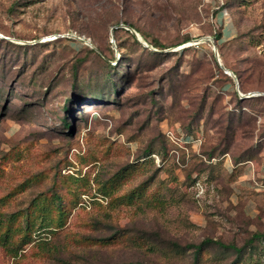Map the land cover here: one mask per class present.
I'll list each match as a JSON object with an SVG mask.
<instances>
[{
  "label": "rangeland",
  "instance_id": "1",
  "mask_svg": "<svg viewBox=\"0 0 264 264\" xmlns=\"http://www.w3.org/2000/svg\"><path fill=\"white\" fill-rule=\"evenodd\" d=\"M263 165L264 0H0V264H264Z\"/></svg>",
  "mask_w": 264,
  "mask_h": 264
},
{
  "label": "trees",
  "instance_id": "2",
  "mask_svg": "<svg viewBox=\"0 0 264 264\" xmlns=\"http://www.w3.org/2000/svg\"><path fill=\"white\" fill-rule=\"evenodd\" d=\"M152 46L154 48L162 49L164 48L158 41L153 40ZM61 125L67 127V122L64 121V118L61 120ZM186 141L191 140L190 135H187L185 138ZM240 161V158L234 161V164ZM234 171V169H233ZM52 204L53 210L55 211V218H57V224L55 221L48 218L47 210H42L41 201L37 200V203L33 204L31 208H28L22 212H15L12 214H1L0 213V247L7 252L12 257H16L18 255V251L21 249L20 242H23L24 238H28V233L32 232L34 228L35 222L39 219L41 224L39 229H47L50 225L61 228L63 226V222L65 219V210L62 203V199L58 194L52 195ZM46 209V208H45ZM43 215L42 217L40 215ZM22 222L21 226L18 222ZM252 240H261V244H264V232L263 233H255L252 236ZM97 242H103L105 240H96ZM216 244L222 248H228L229 246L224 245L220 242H213L212 240L205 239L201 243L197 245H191L192 249V258L193 264H197L199 262L200 255L206 250V247L210 244ZM251 243V242H249ZM44 251L49 252V248L43 247ZM264 249V248H263ZM264 255V253H263Z\"/></svg>",
  "mask_w": 264,
  "mask_h": 264
},
{
  "label": "crops",
  "instance_id": "3",
  "mask_svg": "<svg viewBox=\"0 0 264 264\" xmlns=\"http://www.w3.org/2000/svg\"><path fill=\"white\" fill-rule=\"evenodd\" d=\"M262 168H263V170H264V165L262 166ZM233 169H234V168H233ZM233 169H232V170H233ZM245 174H246V173L241 169V173L239 174L238 177H239V178H243V177L245 176Z\"/></svg>",
  "mask_w": 264,
  "mask_h": 264
},
{
  "label": "built area",
  "instance_id": "4",
  "mask_svg": "<svg viewBox=\"0 0 264 264\" xmlns=\"http://www.w3.org/2000/svg\"><path fill=\"white\" fill-rule=\"evenodd\" d=\"M72 38H76V37H73V36H72ZM77 39L81 40L80 38H77Z\"/></svg>",
  "mask_w": 264,
  "mask_h": 264
}]
</instances>
